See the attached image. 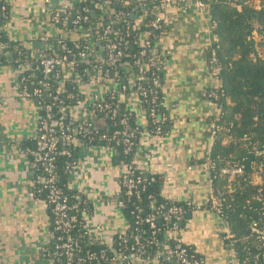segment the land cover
Instances as JSON below:
<instances>
[{"label":"trees","instance_id":"1","mask_svg":"<svg viewBox=\"0 0 264 264\" xmlns=\"http://www.w3.org/2000/svg\"><path fill=\"white\" fill-rule=\"evenodd\" d=\"M103 0H86L77 2L75 10L70 11L71 19L77 15L87 16L77 26L69 22L65 30L60 26L50 25V32L63 33V43L66 49H62L57 39L52 38L53 54L67 55L68 64H61L55 71L45 78L41 73L39 60L32 57L31 48L26 43L16 41L8 32V25L14 19L12 4L6 2L7 18L1 21L0 43L6 45V50L12 51V56L0 55V67L13 65L20 70L18 80H25L31 86L40 87L46 82L49 89H43L42 94L33 99L38 107V116L46 119L55 129H76L73 133L79 141L67 144L60 136L57 150L68 148L70 156L56 155V169L59 175L57 184L71 205L77 206L67 213L75 216L76 221L71 223L70 236L76 243L74 255L67 260L64 253L57 249L60 243L59 233L55 230V219L52 206L48 205L50 215V228L52 240L43 246L42 255L51 264H113L120 262L119 258L125 256V263H132L127 257L136 253L133 247L143 246L145 257L155 259L156 264H173L174 258L167 259L163 254L165 246L174 248L176 240L185 228L187 211L192 207L185 201H176L166 198L162 193L163 178L160 175L143 174V182L139 186V193L128 194L127 189L118 183V204L123 206L118 209L125 218L126 227L121 232L114 233L109 238H103L94 233L88 220L91 211V199L86 193L71 184L75 171L79 164V150L82 147L92 149L106 148L111 144L99 139V135L106 133L112 135L118 131H132L134 133V147L130 153H121V145L118 146L116 155H111L116 165L127 164L135 159V152L140 149V135L142 131L152 135L164 134L169 128V119L162 106V71L159 61L152 63L151 52L140 55L143 50L142 42L147 39L149 33L150 45L157 49L159 39L164 27L155 30L148 27L154 17L153 8L157 1L149 0V8L145 10L146 21L137 25L132 17L133 12L141 14L143 7L136 0H109L106 9L102 10L98 4ZM208 5L211 21L215 23L213 33L215 42L209 49V58L214 50L218 66L220 68V84L213 86L208 91L209 99L217 106L218 113L212 116L211 122L215 128L213 146L210 153L200 162L202 165L209 162L206 169L210 174L211 189L214 194L222 199L221 211L217 214L226 224L231 240L236 264H264V236L252 231L256 227L264 233V0H200ZM0 5L2 0H0ZM88 8L89 12H83ZM118 14V17L116 16ZM10 20V21H9ZM76 29V32L73 29ZM106 27L110 28V34L106 41L95 42V46L103 53L105 59L109 53L108 44L120 41L123 55L117 58L115 65L107 66L111 81L113 74L119 76L118 85L127 84L130 77V69L136 71L140 60L146 64L143 68V80L136 79L128 94L120 96V93L107 91L106 99L110 103L111 110L100 114L98 110L91 108L93 113L100 116L88 125V129L79 132V123L74 120L78 115V104L84 101V91L77 83L87 76L91 65H98L95 59L90 58V64H77V55L89 44V34L95 35L97 31L102 33ZM59 36V35H58ZM155 54V53H153ZM158 55V54H157ZM120 63L126 65L121 66ZM23 64H30L23 69ZM107 68L102 66V70ZM158 86H153V81ZM151 90L148 95H140L134 90L137 85ZM20 87V86H19ZM62 91L58 97L63 100L67 113L59 109V102L54 100L55 91ZM95 91H98L95 90ZM215 93L216 97L211 96ZM129 95L138 101L137 111H142L146 119V126L141 125L138 112L129 107ZM48 106V110L39 104ZM155 116H151V112ZM125 118L126 123L121 124ZM145 126V127H144ZM75 131V132H76ZM116 140V139H114ZM114 140L111 142L113 143ZM35 148L34 138L28 149ZM33 170V179L36 175L44 173L42 165L35 157L28 154ZM139 156L137 155V158ZM36 164V169L33 168ZM225 166H239L242 172L234 176L224 175L221 169ZM35 196L46 201L47 190L43 183H33ZM117 205V204H116ZM173 207L180 208L181 219L177 222L179 231H172V223L175 220ZM207 208L209 204L206 205ZM69 215V216H68ZM153 218V225L147 222V218ZM120 236V237H119ZM229 242V241H228ZM191 257L197 256L194 248L184 244Z\"/></svg>","mask_w":264,"mask_h":264},{"label":"crops","instance_id":"2","mask_svg":"<svg viewBox=\"0 0 264 264\" xmlns=\"http://www.w3.org/2000/svg\"><path fill=\"white\" fill-rule=\"evenodd\" d=\"M42 0H15L16 18L9 34L26 39L27 17L41 20ZM157 40L162 71V106L168 131L152 135L142 131L136 164L147 174L163 178L162 193L172 200H190L181 239L194 248L202 264H232L225 224L207 208L210 174L200 163L211 151L212 116L217 106L209 99L214 86L208 69L209 49L216 41L209 11L187 3L171 5ZM36 21V22H37ZM129 107H137L130 97ZM137 111V110H136ZM141 125L147 124L138 110ZM38 107L20 94L18 72L0 67V264H51L42 255L52 240L45 200L32 196L33 170L27 154L36 131ZM144 126V127H145ZM119 165L105 150L81 148L74 186L91 199L89 223L95 234L109 238L125 228V219L113 198L118 189Z\"/></svg>","mask_w":264,"mask_h":264},{"label":"built area","instance_id":"3","mask_svg":"<svg viewBox=\"0 0 264 264\" xmlns=\"http://www.w3.org/2000/svg\"><path fill=\"white\" fill-rule=\"evenodd\" d=\"M15 0H10L9 3L14 4ZM86 0H42V6L40 8V17L41 20H34V15H28L27 17V24H28V31L26 32V39L25 40H19L15 39L16 41H20V43H26L28 47L31 48V54L32 57L37 58L39 60V65L41 67V73L45 78H48L49 75H51L56 67H58L61 64L69 63L67 60V55H56L53 54L51 49L53 47V41L52 38L57 39V43L61 45L62 49H66L65 44L63 43L62 34H57L56 32H53L49 30L50 25L53 26H60L63 30H65L66 25L71 22L73 26H77L81 20H86L87 16L77 15L74 19H71L70 17V11L68 10H75L74 5L77 2H82ZM109 0H103L98 6L104 10L106 9L107 2ZM157 1V5L153 8L152 14L154 17L151 19V21H146V12L147 8H149V0H136L137 4L141 7H143L144 12L141 14L134 13L132 14V17L136 19L137 25L144 24L145 21L147 23V26L152 27L155 30L160 29L161 24L164 22L166 11L168 7L171 5H179L187 3V7H195L201 10H207L208 11V5L205 2H202L200 0H155ZM6 2L7 0H2V4L0 5V24L3 19L7 18L6 15ZM13 11V10H12ZM83 12L88 13L89 9L84 8ZM14 15V19L16 18L15 12L12 13ZM118 17V14L116 15ZM14 19L11 21V23L14 21ZM10 21V20H9ZM37 21V22H36ZM212 22V21H211ZM10 23V24H11ZM1 26V25H0ZM212 26L214 29L215 23L212 22ZM74 32H76V29L74 27ZM89 34L90 42L85 47L83 51H80L77 55V64H90V58L95 59L98 65H91L89 67V70L87 72V76L83 78V80H78L79 86L84 91V101H80L78 104V115L77 118H74V120L78 121L79 123V132H83L86 129H88V125H90L95 119L97 120V117L101 119L100 116H97L96 113H93L92 109L95 107L100 114L108 113L111 110L110 103L107 102L106 99V92L110 91L111 93H120L121 95H124V93L128 94L129 88H132L135 84L136 79L143 80L144 76H142L143 68L147 67L149 65V62L147 64L140 60V63H138V69L137 73L136 71L131 69L130 65H127L130 69V77L127 82V84L118 85L115 81H119V76L116 74H113L114 80L111 81L108 77L111 73H109L107 66H113L115 65L117 58L123 55L122 48L120 45V41H114L108 44L109 53L107 54V59H105V56L102 52L95 46V42H103L106 41L107 36L110 34V28L106 27L102 33H95V35ZM59 35V36H58ZM62 35V36H60ZM147 39L142 42L143 50L140 52V55H146L148 51L151 52V61L154 63L155 61H159V54L157 49L154 50L153 47L150 45L149 41V33L146 34ZM12 51L6 50V45L4 43H0V55H6L9 56ZM155 53V54H153ZM158 54V55H157ZM10 57V56H9ZM160 62V61H159ZM121 66L126 65L125 63H120ZM106 66V70H102V66ZM13 68H15L13 65H11ZM30 66V64H23L22 68L26 69ZM16 69V68H15ZM208 69L209 73L211 74L214 86H217L220 84V78H219V71L220 68L217 63L216 55L214 50L211 52L210 58L208 60ZM18 74L19 71L16 69ZM20 86V94L23 97L35 99L39 97L42 94L43 89H49V86L46 82L42 83L40 87L31 86L28 83L25 82L24 79L19 81ZM153 86H158V82L156 80L153 81ZM98 91H95L97 90ZM55 91V96L53 97L54 100H57L59 102V109L60 111H63V116H65V113H67L66 108L63 105V100L58 97L59 93H61V89H53ZM136 93L140 95H148L151 90L149 88H143L141 84L137 85V88L134 90ZM131 97V95H129ZM211 96L216 97L215 93H211ZM129 97V98H130ZM40 107L45 108L48 110V106H45L43 104H39ZM151 116H155V112H151ZM49 116L46 119H41V117H37L36 120V131L33 136L35 141V148L34 149H28L27 154L35 157L42 165H44V173L36 175L35 179H33V183H43L44 188L47 190V198L46 203L48 205L52 206V210L54 213L55 219V230L59 233L60 237H58V240L60 243H58L57 249L61 250L62 253H64L67 260H71L74 255V248L76 247V243L73 241L72 237L70 236V228L71 223L76 221L75 216L72 214H69V218L66 219L67 213H69L72 209H74L77 204L71 205L66 197H64L62 190L60 189L59 185L57 184L58 181V173L56 169V155H66L70 156L71 151L66 148L63 150H57V144L59 141L60 136L63 137V139L66 141L67 144H72L75 146V143L79 141L77 137H74L73 133H77L76 129H70V126H67L65 129H55L52 125H50ZM104 121V119H101ZM126 119L123 118L121 120V124H125ZM76 131V132H75ZM211 135L214 138L215 135V128L212 125L211 128ZM99 139L106 140L107 143L111 144L110 146L104 147L101 150L107 151L109 154L116 155L119 153L118 146L121 145V153H130L135 145L134 143V133L132 131H114L112 135H107L106 133H102L99 135ZM116 139V140H114ZM114 140L113 143H111ZM83 148V147H82ZM86 148V147H84ZM89 148V147H88ZM97 149V148H96ZM100 149V148H98ZM142 152V150H141ZM140 149L136 151L135 157L137 159V155L140 153ZM136 159L127 164H120V175L118 183L122 186H124L128 194L130 195H136L139 193V186L143 182V179L146 180L145 177H143V174H145V171H143L137 164ZM205 168L209 167V162H205L203 164ZM36 164L33 168L36 169ZM77 171V170H76ZM75 171V172H76ZM242 172L241 167L239 166H225L221 169V173L224 175L234 176L236 174H239ZM71 184L74 185L73 181H70ZM35 192L32 190L31 195L35 196ZM119 196V190L117 189L113 195V198L116 200V207L117 209H120L123 205L118 204L117 197ZM187 205H190L192 208L200 206L194 205L190 200H186ZM221 203L222 199L213 193L211 189L210 194V200H209V209L213 210L216 214H219L221 211ZM173 213L175 216V220L172 223V231H179V225L177 222L181 219L180 215V208L173 207ZM220 218V217H219ZM125 219V218H124ZM221 219V218H220ZM222 220V219H221ZM223 221V220H222ZM147 222H150V224L153 225V218L148 217ZM224 222V221H223ZM225 224V222H224ZM126 227V225H125ZM124 230V229H123ZM121 230V231H123ZM118 231V232H121ZM252 231L262 234L264 236V233L261 232L256 227H252ZM120 237V236H119ZM225 237L229 241L231 253H232V259L231 263L236 264L235 257H234V251H233V242L231 240V235L228 232L227 226L225 224ZM175 247L168 248L165 246L163 249V254H165L167 259L174 258L173 264H201L200 261L194 257L189 256L188 249L185 247V243L179 237L176 241ZM136 249V253L132 255L131 257H127L130 259L132 263H125L126 258L125 256H121L119 258L120 262H116L113 264H156L155 259H150L149 257H145L143 254V246H138L137 248L133 247L131 250Z\"/></svg>","mask_w":264,"mask_h":264},{"label":"water","instance_id":"4","mask_svg":"<svg viewBox=\"0 0 264 264\" xmlns=\"http://www.w3.org/2000/svg\"><path fill=\"white\" fill-rule=\"evenodd\" d=\"M9 56H11V54H9Z\"/></svg>","mask_w":264,"mask_h":264}]
</instances>
